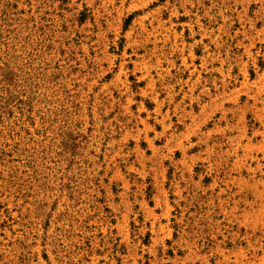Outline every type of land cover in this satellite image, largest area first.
<instances>
[{"label":"rangeland","instance_id":"rangeland-1","mask_svg":"<svg viewBox=\"0 0 264 264\" xmlns=\"http://www.w3.org/2000/svg\"><path fill=\"white\" fill-rule=\"evenodd\" d=\"M0 264H264V0H0Z\"/></svg>","mask_w":264,"mask_h":264}]
</instances>
